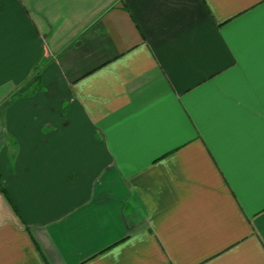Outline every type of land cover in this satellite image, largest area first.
I'll list each match as a JSON object with an SVG mask.
<instances>
[{
  "label": "crops",
  "instance_id": "0c3cea01",
  "mask_svg": "<svg viewBox=\"0 0 264 264\" xmlns=\"http://www.w3.org/2000/svg\"><path fill=\"white\" fill-rule=\"evenodd\" d=\"M0 264H264V0H0Z\"/></svg>",
  "mask_w": 264,
  "mask_h": 264
}]
</instances>
